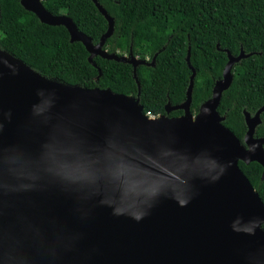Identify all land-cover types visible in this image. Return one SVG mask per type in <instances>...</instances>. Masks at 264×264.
Wrapping results in <instances>:
<instances>
[{"label":"water","instance_id":"1","mask_svg":"<svg viewBox=\"0 0 264 264\" xmlns=\"http://www.w3.org/2000/svg\"><path fill=\"white\" fill-rule=\"evenodd\" d=\"M91 1L107 20L96 44L41 0L20 4L64 26L91 64H131L138 94L64 83L0 49V264H264V204L238 166L256 161L264 178V137H254L264 106L243 111L244 144L217 111L248 55L225 51L222 78L194 114L188 48L186 98L165 105L183 114L150 118L136 67L154 62L104 50L114 20Z\"/></svg>","mask_w":264,"mask_h":264},{"label":"trees","instance_id":"2","mask_svg":"<svg viewBox=\"0 0 264 264\" xmlns=\"http://www.w3.org/2000/svg\"><path fill=\"white\" fill-rule=\"evenodd\" d=\"M97 1L114 20L113 32L102 48L154 62L136 67L144 114H183L181 109L167 113L165 105H177L186 98L191 75L186 62L188 48L195 70L190 105L194 114L211 98L216 80L222 78L228 60L225 51L238 56L242 49L248 56L234 63L231 84L222 92L217 111L224 117L222 124L243 142L247 130L243 111L253 115L264 106V0ZM41 2L52 14L69 16L93 44L107 30V20L91 0ZM0 49L64 83L138 94L131 64L100 56H94L95 65L91 64L85 46L70 42L64 26L40 22L20 0H0ZM254 137H264V111ZM238 166L264 204L262 166L256 161H239Z\"/></svg>","mask_w":264,"mask_h":264},{"label":"built area","instance_id":"3","mask_svg":"<svg viewBox=\"0 0 264 264\" xmlns=\"http://www.w3.org/2000/svg\"><path fill=\"white\" fill-rule=\"evenodd\" d=\"M146 116H148V117H155V115H153V114H151V113H147V114H145Z\"/></svg>","mask_w":264,"mask_h":264},{"label":"bare ground","instance_id":"4","mask_svg":"<svg viewBox=\"0 0 264 264\" xmlns=\"http://www.w3.org/2000/svg\"><path fill=\"white\" fill-rule=\"evenodd\" d=\"M156 117V116H155ZM155 117H150V118H155Z\"/></svg>","mask_w":264,"mask_h":264},{"label":"flooded vegetation","instance_id":"5","mask_svg":"<svg viewBox=\"0 0 264 264\" xmlns=\"http://www.w3.org/2000/svg\"><path fill=\"white\" fill-rule=\"evenodd\" d=\"M242 144H244L243 142H241ZM245 146V145H244Z\"/></svg>","mask_w":264,"mask_h":264},{"label":"rangeland","instance_id":"6","mask_svg":"<svg viewBox=\"0 0 264 264\" xmlns=\"http://www.w3.org/2000/svg\"><path fill=\"white\" fill-rule=\"evenodd\" d=\"M124 55H126V56H127L128 54H124Z\"/></svg>","mask_w":264,"mask_h":264}]
</instances>
